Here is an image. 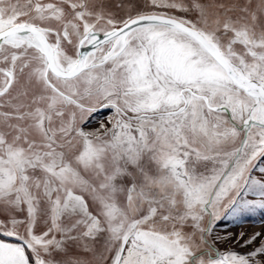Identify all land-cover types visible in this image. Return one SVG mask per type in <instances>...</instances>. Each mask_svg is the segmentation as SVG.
<instances>
[{"label": "snow or ice", "instance_id": "6c2138e0", "mask_svg": "<svg viewBox=\"0 0 264 264\" xmlns=\"http://www.w3.org/2000/svg\"><path fill=\"white\" fill-rule=\"evenodd\" d=\"M252 208L264 0H0V264H264Z\"/></svg>", "mask_w": 264, "mask_h": 264}, {"label": "rangeland", "instance_id": "374dc122", "mask_svg": "<svg viewBox=\"0 0 264 264\" xmlns=\"http://www.w3.org/2000/svg\"><path fill=\"white\" fill-rule=\"evenodd\" d=\"M107 115V110L95 113L92 126L98 127V122L104 120ZM246 199L255 202L258 200V197L248 196ZM256 233L261 234L255 242V246H258L260 239H264V210L259 208L248 209L243 213L229 212L225 214V218L215 222L214 235L227 238V243L218 245L222 252L228 249L241 253L251 251L253 246L240 247V245L243 244L244 240H247ZM242 234L243 239L239 243H235L237 238L241 237Z\"/></svg>", "mask_w": 264, "mask_h": 264}, {"label": "flooded vegetation", "instance_id": "af4514ba", "mask_svg": "<svg viewBox=\"0 0 264 264\" xmlns=\"http://www.w3.org/2000/svg\"><path fill=\"white\" fill-rule=\"evenodd\" d=\"M101 112V111H100ZM97 113H99V112H97Z\"/></svg>", "mask_w": 264, "mask_h": 264}]
</instances>
